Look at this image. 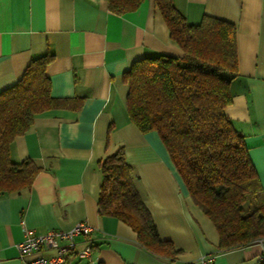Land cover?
Segmentation results:
<instances>
[{
	"label": "crops",
	"instance_id": "obj_1",
	"mask_svg": "<svg viewBox=\"0 0 264 264\" xmlns=\"http://www.w3.org/2000/svg\"><path fill=\"white\" fill-rule=\"evenodd\" d=\"M172 2L189 23L206 15L236 27L237 72L225 113L243 134L264 189V0ZM46 53L53 55L46 67L51 95L73 104L35 114L10 144L13 162L31 159L41 169L28 188L0 194V264H24L17 244L26 231L41 235L78 222L93 229L75 237L65 264H190L202 255H212L214 264H259L264 240L220 251L215 226L193 202L158 133H142L129 120L125 72L144 56L183 55L154 0L124 14L112 12L107 0H0V92ZM119 146L159 237L179 250L173 261L146 250L130 226L99 211L100 162ZM87 243L91 260L77 253Z\"/></svg>",
	"mask_w": 264,
	"mask_h": 264
},
{
	"label": "trees",
	"instance_id": "obj_2",
	"mask_svg": "<svg viewBox=\"0 0 264 264\" xmlns=\"http://www.w3.org/2000/svg\"><path fill=\"white\" fill-rule=\"evenodd\" d=\"M154 1L170 41L183 55L144 56L125 72L129 120L142 133H158L193 202L215 226L221 252L264 240V189L243 134L225 113L237 72L236 27L206 15L189 23L172 0ZM141 2L107 0L116 14L131 12ZM52 59L48 53L33 57L20 79L0 92V194L28 188L41 169L31 159H10L13 139L29 130L35 114L73 104L51 95L46 67ZM100 171V213L130 226L137 242L152 254L173 261L179 250L159 237L122 146L104 157Z\"/></svg>",
	"mask_w": 264,
	"mask_h": 264
},
{
	"label": "built area",
	"instance_id": "obj_3",
	"mask_svg": "<svg viewBox=\"0 0 264 264\" xmlns=\"http://www.w3.org/2000/svg\"><path fill=\"white\" fill-rule=\"evenodd\" d=\"M92 227L86 222H78L69 230H50L45 234L35 235L26 231L24 238L18 242L17 248L24 264H65V259L73 251L75 237L89 235ZM52 250L50 257L43 255L42 251ZM81 258L91 260V244L77 252ZM190 264H214L212 255H202L196 262Z\"/></svg>",
	"mask_w": 264,
	"mask_h": 264
},
{
	"label": "rangeland",
	"instance_id": "obj_4",
	"mask_svg": "<svg viewBox=\"0 0 264 264\" xmlns=\"http://www.w3.org/2000/svg\"><path fill=\"white\" fill-rule=\"evenodd\" d=\"M259 240H261V239H259Z\"/></svg>",
	"mask_w": 264,
	"mask_h": 264
}]
</instances>
